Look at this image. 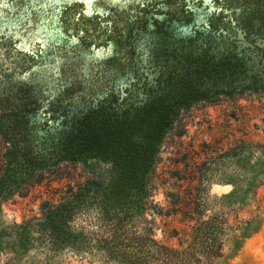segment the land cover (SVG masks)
Masks as SVG:
<instances>
[{"label":"rangeland","instance_id":"1","mask_svg":"<svg viewBox=\"0 0 264 264\" xmlns=\"http://www.w3.org/2000/svg\"><path fill=\"white\" fill-rule=\"evenodd\" d=\"M162 74L172 90L170 118L178 113L186 129L168 141L157 172L191 178L197 162L200 216L188 223L170 213L167 194L176 189L160 186L110 245L95 241L107 234L88 213L75 220L80 239L56 247L38 224L53 194L34 187L0 198V264H155L126 245L152 230L161 245L182 250L187 243L179 242L202 222L223 256L199 252L171 264H264V0H0V101L6 106L20 91L37 100L25 118L28 135L18 138L33 152L112 94L120 111L142 105ZM51 103L67 123L52 119Z\"/></svg>","mask_w":264,"mask_h":264},{"label":"trees","instance_id":"2","mask_svg":"<svg viewBox=\"0 0 264 264\" xmlns=\"http://www.w3.org/2000/svg\"><path fill=\"white\" fill-rule=\"evenodd\" d=\"M164 76L157 80L155 94L152 90L146 93L142 105L131 103L130 108L120 111L119 100L112 94L109 101L91 104L83 116L73 117L69 130H61L60 136L52 137L48 146L35 152L18 138L27 137L25 118L36 111L37 100L20 91L17 96L10 94L12 103L5 101V106L0 101V123L4 121L0 125L6 126L0 133V198L25 196L32 188L47 185L53 196L41 203L38 224L43 236L56 247L72 245L80 239L75 233V220L88 213H94L98 228L107 234L103 239L97 236L95 241L104 247L110 245L125 221L130 223L136 214L151 207L150 199L160 186L176 189L167 194L169 212L181 214L188 223L195 221L200 216L203 183L197 162L193 160L189 170L191 178L171 177L173 182L157 172L168 141L181 140L186 129L178 125V113L170 118L168 101L172 90ZM181 104L179 112L185 110L187 103ZM60 109L51 103L48 111H53L52 119L62 117V123H67V115L59 113ZM48 124L45 121L43 127L49 128ZM20 170L23 177L13 179L12 173ZM65 180L68 182L63 184ZM54 183L59 187L54 188ZM208 225L209 222H202L203 228L192 226L190 239L179 242L180 246L187 243L182 250L161 245L153 238L152 230L130 240L126 247L138 254H152L155 264H171L173 260L182 263L188 255L199 252L209 254L213 260L221 258L222 242L207 235ZM118 245L125 246L119 242ZM108 249L110 255L116 253ZM131 264L144 262L137 259Z\"/></svg>","mask_w":264,"mask_h":264}]
</instances>
